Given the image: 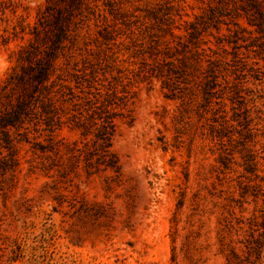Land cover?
Segmentation results:
<instances>
[{"label":"rangeland","instance_id":"1","mask_svg":"<svg viewBox=\"0 0 264 264\" xmlns=\"http://www.w3.org/2000/svg\"><path fill=\"white\" fill-rule=\"evenodd\" d=\"M248 3L0 0V264H264Z\"/></svg>","mask_w":264,"mask_h":264},{"label":"trees","instance_id":"2","mask_svg":"<svg viewBox=\"0 0 264 264\" xmlns=\"http://www.w3.org/2000/svg\"><path fill=\"white\" fill-rule=\"evenodd\" d=\"M248 4L251 7L250 17L252 18L250 24L252 26H257L261 30H264V12L256 0H248ZM49 13V10H47ZM238 25V23H236ZM61 40L56 39L52 45L49 53H47L46 58L42 60H37L34 66H30L33 70L32 75L28 78L32 89L36 93L39 89L45 88L46 83L49 82L52 73L55 70L56 64V52L61 49L60 47ZM26 62L31 63L32 58L30 55H27L24 59ZM21 80V79H20ZM24 102H19V104L13 109L12 113L0 120V133L7 135L9 127H15L20 123L21 114L25 105Z\"/></svg>","mask_w":264,"mask_h":264}]
</instances>
